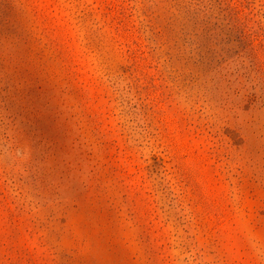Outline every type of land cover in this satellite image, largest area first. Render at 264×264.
I'll return each instance as SVG.
<instances>
[{"label":"rangeland","instance_id":"obj_1","mask_svg":"<svg viewBox=\"0 0 264 264\" xmlns=\"http://www.w3.org/2000/svg\"><path fill=\"white\" fill-rule=\"evenodd\" d=\"M0 264H264V0H0Z\"/></svg>","mask_w":264,"mask_h":264}]
</instances>
